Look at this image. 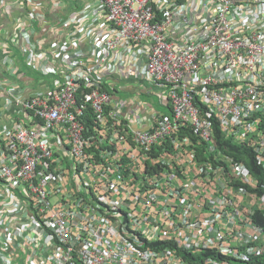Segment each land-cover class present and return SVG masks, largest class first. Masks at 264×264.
Here are the masks:
<instances>
[{
    "label": "built area",
    "instance_id": "obj_1",
    "mask_svg": "<svg viewBox=\"0 0 264 264\" xmlns=\"http://www.w3.org/2000/svg\"><path fill=\"white\" fill-rule=\"evenodd\" d=\"M22 2L32 24L7 40L36 80L5 55L0 264L261 255L264 185L245 160L264 171V0H48L50 21L45 0ZM130 87L163 88L167 109L112 91Z\"/></svg>",
    "mask_w": 264,
    "mask_h": 264
},
{
    "label": "crops",
    "instance_id": "obj_2",
    "mask_svg": "<svg viewBox=\"0 0 264 264\" xmlns=\"http://www.w3.org/2000/svg\"><path fill=\"white\" fill-rule=\"evenodd\" d=\"M46 6L45 8H41L43 11L46 10L48 14V18L50 21V18L54 20L56 17V10L50 11V4L48 3V0H45ZM39 9V8H38ZM30 10L29 7H27L22 0H8L7 4L5 6L0 7V77H3L5 75V69L3 67V59L5 55L8 57H11L17 66L20 69L21 74L17 77V82L21 84H27L30 86H35V80H36V72L33 70H30L27 68L26 64L24 63V56L21 53L18 46L14 45L13 43L9 42L7 40L8 34L18 28L20 23L25 24L27 22V26L32 24L29 20H27V12ZM19 20V21H18ZM33 27H35L36 30L43 29L44 24H41L39 22L33 23ZM122 84L126 82H121ZM112 91L115 94H118V96L122 97L121 92H126L130 96H134L135 98H138V96L141 95V91H137V94H135V88L130 87L129 89H121V91H118L116 89H112ZM144 94V93H143ZM1 116V114H0ZM0 123H2V119L0 118Z\"/></svg>",
    "mask_w": 264,
    "mask_h": 264
},
{
    "label": "trees",
    "instance_id": "obj_3",
    "mask_svg": "<svg viewBox=\"0 0 264 264\" xmlns=\"http://www.w3.org/2000/svg\"><path fill=\"white\" fill-rule=\"evenodd\" d=\"M240 158L244 159L241 155H239V159ZM245 162L250 167L253 175L257 178L259 182V187L263 186L264 185V171L255 164L254 160L251 159V156H250V159L247 161L245 160ZM261 191L263 192L264 190H261ZM261 223L264 227V221H262ZM236 264H264V252L261 255H258L252 258L249 262H246V263L240 262Z\"/></svg>",
    "mask_w": 264,
    "mask_h": 264
},
{
    "label": "rangeland",
    "instance_id": "obj_4",
    "mask_svg": "<svg viewBox=\"0 0 264 264\" xmlns=\"http://www.w3.org/2000/svg\"><path fill=\"white\" fill-rule=\"evenodd\" d=\"M161 90H163V88H154V89H153V93H152L151 95H147V94H143V93H141V95L138 96V99H137V100H140V101H142V102H145V101H151V102H153V105H154L155 107H157L158 109H167V108H164L163 106H161V105L159 104V100H158V98L156 97V93L160 92ZM121 93H123V94H122V97H124V98H126V97L129 96V95L126 94V92H124V91L121 92Z\"/></svg>",
    "mask_w": 264,
    "mask_h": 264
}]
</instances>
